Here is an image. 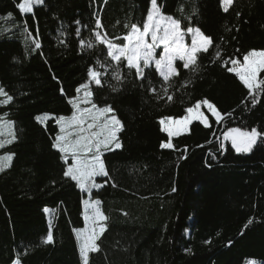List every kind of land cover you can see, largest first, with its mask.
Here are the masks:
<instances>
[{"label":"trees","instance_id":"obj_1","mask_svg":"<svg viewBox=\"0 0 264 264\" xmlns=\"http://www.w3.org/2000/svg\"><path fill=\"white\" fill-rule=\"evenodd\" d=\"M19 2L0 0V87L13 98L0 104V117L13 122L16 136L0 148V156L14 154L0 171V264H82L74 229L84 225V192L63 176L66 164L52 143L55 118L72 113L68 99L87 81L90 66L103 73L100 86L90 84L91 100L110 106L123 128L122 147L102 156L108 176L97 177L101 187L91 190L108 220L89 264H264V139L249 153L235 152L223 139L229 128L264 132V94L252 106L247 89L227 71L231 64L222 66L264 49V0H233L228 12L219 0H158L163 15L213 39L198 56V72L176 62L171 101L157 99L165 85L154 66L138 79L126 61L113 92L116 65L106 48L80 44L94 39L93 30L115 38L126 34V24L142 26L150 0H42L27 14ZM205 99L223 120L205 111L209 127L193 121L172 138L173 149H161L168 137L159 121L181 117ZM44 113L50 118L38 122ZM50 227L53 242L45 244Z\"/></svg>","mask_w":264,"mask_h":264},{"label":"snow or ice","instance_id":"obj_2","mask_svg":"<svg viewBox=\"0 0 264 264\" xmlns=\"http://www.w3.org/2000/svg\"><path fill=\"white\" fill-rule=\"evenodd\" d=\"M41 2L42 0H21L17 4V8L21 14L32 13L34 5ZM219 4L224 12H228L233 0H219ZM150 5L142 26L136 23L126 24L125 28L128 29L126 34L115 38H109L107 33L93 30L94 39L87 43L81 40L80 44L82 48H93L97 45L106 48V58H110V61L116 65V70L112 72V78L117 83L110 85L113 92L119 91V85L124 80L119 70L122 61H126L125 66L129 71L135 70V76L138 79L144 78L145 70L154 65L156 73L162 78L165 85L162 86L163 95L157 94V99L166 98L167 101H171L173 99V96L169 95L171 81L172 78L179 75L176 62L182 61L184 69L193 73L198 72V56L209 51L213 46V39L205 35L199 27L183 29L180 19L171 15H163L158 0H150ZM11 15V13L8 14L9 17ZM95 24L96 29H102V22L99 17H97ZM79 31L77 29L78 34ZM186 35L191 37V44L185 43ZM161 46L163 51L159 53L157 58V49ZM216 47L219 49V45ZM35 48H40L38 41L35 42ZM215 58H221V51L215 52ZM97 63L100 64V67H104L100 61ZM228 63L231 66L227 67V71L233 73L243 87L247 89L246 99L250 100L252 106H255L260 96L264 94V76L261 75L264 74V49L249 50L243 56L242 61L233 57L224 61L222 66H227ZM102 76L103 73L97 71L96 68L88 67L87 81L76 88V96L68 99V103L72 107V114L55 118L59 131L52 143V147L61 154V159L66 164L63 176L74 181L76 187L82 192L89 193L93 188L101 187L100 184L96 183L97 177L108 176L102 159L104 152L122 147L118 137V133L123 128L122 122L110 106L98 107L91 100L93 93L90 90V84L94 83L100 86ZM184 83L186 85L190 81ZM149 90L156 93L155 88ZM0 97L4 98L0 99V104H7L13 99L2 87H0ZM202 105L215 117L217 123L223 120V115L214 104L207 99L197 101L193 106L185 109V115L179 118L165 117L159 121L162 126L161 131L167 133L168 137L167 142H161V149H173L172 138L187 131L193 121H199L205 127L210 126L208 117L201 111ZM49 118V114L45 113L37 116L36 120L44 123ZM15 139L13 122L6 120L5 117H0V148L11 144ZM223 139L231 142L235 152L249 153L259 140L264 139V132L259 131L256 127L250 130L229 128L223 133ZM220 147L221 149L224 148L223 142H221ZM13 155L12 153H5L0 156V171L10 166ZM172 191L175 192L176 189L173 188ZM82 203L84 204V227L74 229V232L76 233L82 264H89V254L100 250L97 241L105 231V222L108 217L101 210L99 200L89 199L82 201ZM45 212L48 213L49 209L46 208ZM248 223H252V220L250 219ZM49 224L51 226V220ZM52 242L53 233L50 227L43 243ZM13 264H20V261L16 260ZM248 264H255V262L249 261Z\"/></svg>","mask_w":264,"mask_h":264},{"label":"rangeland","instance_id":"obj_3","mask_svg":"<svg viewBox=\"0 0 264 264\" xmlns=\"http://www.w3.org/2000/svg\"><path fill=\"white\" fill-rule=\"evenodd\" d=\"M147 16V15H146ZM189 37V43L191 44V37L190 36H188ZM185 41H186V38H185ZM162 51H163V49H162ZM158 58V57H157ZM241 61L243 60V58L242 59H240ZM154 66V65H153ZM81 95H82V93H81ZM92 103H94L93 101H92ZM97 105V104H96ZM89 107H90V105H88ZM98 107H105V106H99V105H97ZM201 111L206 115V113H209V114H211L209 111H208V109L205 107V106H203L202 105V107H201ZM205 111H206V113H205ZM45 114V113H44ZM72 114V113H71ZM70 114V115H71ZM186 114V113H185ZM184 114V115H185ZM70 115H63V116H70ZM59 117V116H58ZM174 118V117H173ZM176 118H179V117H176ZM215 118V117H214ZM58 126V125H57ZM162 127V126H161ZM58 131H59V128H58V130H57V133H58ZM56 133V134H57ZM55 134V135H56ZM167 134V133H166ZM55 138V137H54ZM71 161L69 160V163H70ZM89 199H91V200H95L93 197H91V192L89 193V192H84V194H82V197H81V201H87V200H89ZM82 209H83V211H84V204L82 203ZM83 227H84V225H83ZM83 227H80V228H83ZM80 228H77V229H80ZM74 235H75V239H76V243H77V238H76V233L74 232ZM77 247H78V243H77ZM78 253H79V248H78ZM79 257H80V254H79ZM81 259V258H80ZM250 261H253V260H250ZM248 262L249 261H246V262H244L243 264H248ZM255 264H260V263H256L255 262Z\"/></svg>","mask_w":264,"mask_h":264}]
</instances>
